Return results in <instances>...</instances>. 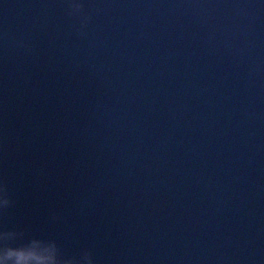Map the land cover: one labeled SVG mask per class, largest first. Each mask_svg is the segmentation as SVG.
Masks as SVG:
<instances>
[{"label":"water","instance_id":"95a60500","mask_svg":"<svg viewBox=\"0 0 264 264\" xmlns=\"http://www.w3.org/2000/svg\"><path fill=\"white\" fill-rule=\"evenodd\" d=\"M3 186L66 257L264 264V0H0Z\"/></svg>","mask_w":264,"mask_h":264},{"label":"clouds","instance_id":"9594fccd","mask_svg":"<svg viewBox=\"0 0 264 264\" xmlns=\"http://www.w3.org/2000/svg\"><path fill=\"white\" fill-rule=\"evenodd\" d=\"M73 7H84L73 2ZM12 204L7 187H0V210ZM23 231L0 229V264H95L93 254L85 250L79 257H66L53 239L31 238L21 242Z\"/></svg>","mask_w":264,"mask_h":264}]
</instances>
